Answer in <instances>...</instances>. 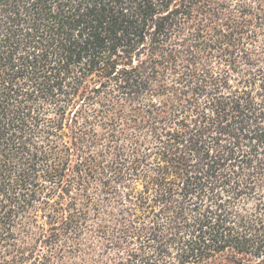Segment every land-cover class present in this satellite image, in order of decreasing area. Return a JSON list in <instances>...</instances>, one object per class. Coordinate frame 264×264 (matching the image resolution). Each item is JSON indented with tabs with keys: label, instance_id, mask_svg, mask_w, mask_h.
I'll return each instance as SVG.
<instances>
[{
	"label": "trees",
	"instance_id": "16d2710c",
	"mask_svg": "<svg viewBox=\"0 0 264 264\" xmlns=\"http://www.w3.org/2000/svg\"><path fill=\"white\" fill-rule=\"evenodd\" d=\"M0 264H264V0H0Z\"/></svg>",
	"mask_w": 264,
	"mask_h": 264
},
{
	"label": "snow or ice",
	"instance_id": "6c2138e0",
	"mask_svg": "<svg viewBox=\"0 0 264 264\" xmlns=\"http://www.w3.org/2000/svg\"><path fill=\"white\" fill-rule=\"evenodd\" d=\"M193 163H195V161H193Z\"/></svg>",
	"mask_w": 264,
	"mask_h": 264
}]
</instances>
